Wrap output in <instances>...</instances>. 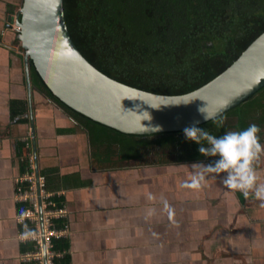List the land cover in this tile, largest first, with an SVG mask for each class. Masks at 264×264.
Wrapping results in <instances>:
<instances>
[{"label": "crops", "instance_id": "0c3cea01", "mask_svg": "<svg viewBox=\"0 0 264 264\" xmlns=\"http://www.w3.org/2000/svg\"><path fill=\"white\" fill-rule=\"evenodd\" d=\"M13 3L0 0V264H22L32 248L19 241L17 222L30 204H18L15 193L30 172L36 181V169L66 210L55 222L68 226L69 264H264V208L226 189V173L188 189L194 163L123 161L92 146L84 128L32 86L29 71L34 157L24 53L8 29ZM257 171L264 181V156Z\"/></svg>", "mask_w": 264, "mask_h": 264}, {"label": "trees", "instance_id": "16d2710c", "mask_svg": "<svg viewBox=\"0 0 264 264\" xmlns=\"http://www.w3.org/2000/svg\"><path fill=\"white\" fill-rule=\"evenodd\" d=\"M63 7L69 35L92 67L122 85L160 96H181L203 87L264 33V0H63ZM30 80L40 94L84 128L92 146L123 161L212 164L219 159L201 155L199 145L183 132L123 135L59 102L33 66ZM220 118H224L220 128L213 120L198 127L219 137L256 124L263 144L264 88ZM66 249V240H53V250L62 253L54 264H69Z\"/></svg>", "mask_w": 264, "mask_h": 264}, {"label": "water", "instance_id": "95a60500", "mask_svg": "<svg viewBox=\"0 0 264 264\" xmlns=\"http://www.w3.org/2000/svg\"><path fill=\"white\" fill-rule=\"evenodd\" d=\"M14 22L24 53L31 144L36 158L29 71L33 66L54 98L77 114L128 136L183 132L198 112L234 110L264 88V33L223 73L181 96H160L122 85L92 67L75 47L64 16L63 0H21ZM159 127L160 131L154 129ZM36 178L38 171L35 170ZM40 206V204H38ZM41 215V211H40Z\"/></svg>", "mask_w": 264, "mask_h": 264}, {"label": "clouds", "instance_id": "9594fccd", "mask_svg": "<svg viewBox=\"0 0 264 264\" xmlns=\"http://www.w3.org/2000/svg\"><path fill=\"white\" fill-rule=\"evenodd\" d=\"M10 18L11 24H14L13 16ZM8 29H11L10 24H8ZM219 111L220 109L209 111L207 106L198 109L203 120H213L218 128L224 124V118L217 119ZM198 123L183 129L185 138L199 145L198 151L201 155L219 157V159L208 165L200 162L192 164L191 180L183 183L182 187L199 189L202 187V182L206 180V174L226 173L222 181L226 189L233 194L242 193L245 199L252 195L255 200L260 201L259 206L264 208V181H261L257 171L261 157L264 156V145L260 143L259 138L260 128L256 124H251L246 129L227 131L218 137L198 127ZM154 130L160 131L161 129L156 127ZM38 178H36L37 187ZM39 200L41 201L40 198ZM20 214L26 215L27 211L22 209Z\"/></svg>", "mask_w": 264, "mask_h": 264}, {"label": "built area", "instance_id": "2783aa9c", "mask_svg": "<svg viewBox=\"0 0 264 264\" xmlns=\"http://www.w3.org/2000/svg\"><path fill=\"white\" fill-rule=\"evenodd\" d=\"M11 29L19 33V27ZM10 29V30H11ZM32 164V159H30ZM31 165V170H32ZM30 172L29 175L19 181L16 187V201L23 204H30L25 210L26 215H21V211L17 215V222L20 225V233L18 239L22 243L31 242L32 248L25 251L21 255L22 264H54V258L58 257L53 250V240L65 238L68 234L67 224L62 227H57L56 219H64L66 217V210L64 207H54V202L50 194H46L45 180L43 177L38 178V187H35L36 181ZM27 183L26 189L23 188L22 183ZM38 188V189H37ZM39 190V192H38ZM41 199L42 206L38 205V199ZM40 211L42 214V224L39 225Z\"/></svg>", "mask_w": 264, "mask_h": 264}, {"label": "rangeland", "instance_id": "374dc122", "mask_svg": "<svg viewBox=\"0 0 264 264\" xmlns=\"http://www.w3.org/2000/svg\"><path fill=\"white\" fill-rule=\"evenodd\" d=\"M21 5V0H14V3H13V8H12V13L9 14L8 16H13V18L15 17V14L17 13L19 7ZM12 25V24H11ZM12 34H14V36L16 37V32H14L12 29ZM13 45L15 46V48L18 50L19 54L21 56H23V51L20 47V43L18 41H14ZM21 49V50H20Z\"/></svg>", "mask_w": 264, "mask_h": 264}, {"label": "bare ground", "instance_id": "6f19581e", "mask_svg": "<svg viewBox=\"0 0 264 264\" xmlns=\"http://www.w3.org/2000/svg\"><path fill=\"white\" fill-rule=\"evenodd\" d=\"M13 26H14L15 29L17 28V26L15 25V22H14Z\"/></svg>", "mask_w": 264, "mask_h": 264}, {"label": "flooded vegetation", "instance_id": "af4514ba", "mask_svg": "<svg viewBox=\"0 0 264 264\" xmlns=\"http://www.w3.org/2000/svg\"><path fill=\"white\" fill-rule=\"evenodd\" d=\"M18 204H20L18 201H17Z\"/></svg>", "mask_w": 264, "mask_h": 264}]
</instances>
